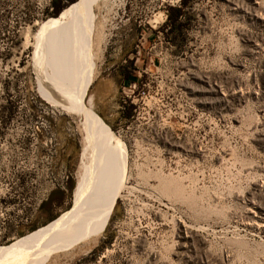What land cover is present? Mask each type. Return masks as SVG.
<instances>
[{"label":"rangeland","instance_id":"1","mask_svg":"<svg viewBox=\"0 0 264 264\" xmlns=\"http://www.w3.org/2000/svg\"><path fill=\"white\" fill-rule=\"evenodd\" d=\"M101 1L86 101L97 111L109 77L124 109L104 120L127 175L99 238L45 264H264V0H189L175 41L163 8L181 0ZM51 2L0 0V247L72 204L79 121L47 98L36 62ZM122 67L139 81L121 86Z\"/></svg>","mask_w":264,"mask_h":264},{"label":"bare ground","instance_id":"2","mask_svg":"<svg viewBox=\"0 0 264 264\" xmlns=\"http://www.w3.org/2000/svg\"><path fill=\"white\" fill-rule=\"evenodd\" d=\"M100 1L71 3L35 34L46 96L79 121L81 155L71 207L40 229L1 246L0 264H45L53 253L97 240L120 197L127 175L124 144L86 101L95 80L91 35Z\"/></svg>","mask_w":264,"mask_h":264},{"label":"trees","instance_id":"3","mask_svg":"<svg viewBox=\"0 0 264 264\" xmlns=\"http://www.w3.org/2000/svg\"><path fill=\"white\" fill-rule=\"evenodd\" d=\"M189 0H181L179 4H167L165 8H163L166 20L161 25L162 29H164L165 36L173 41L176 40L178 35H182V40L184 37V31L189 22L193 19V14L190 11H186V6L189 5ZM52 7H54L53 11L50 14L54 15L53 18L58 17L61 11L68 5V2L65 0H52ZM52 19V18H51ZM181 40V41H182ZM178 43V42H177ZM131 70L126 67H122L121 71H119L125 79L136 80L137 78H132ZM73 179L70 180L69 187L73 189ZM75 187V186H74ZM51 200L53 198L51 197ZM47 202H43L41 205V210L44 209V206Z\"/></svg>","mask_w":264,"mask_h":264},{"label":"crops","instance_id":"4","mask_svg":"<svg viewBox=\"0 0 264 264\" xmlns=\"http://www.w3.org/2000/svg\"><path fill=\"white\" fill-rule=\"evenodd\" d=\"M132 77V76H131ZM133 78V77H132ZM119 79L121 80V86H125L127 82L133 81L129 79H125L122 74L119 72ZM98 80V79H97ZM109 82V77H102L98 81L95 82V90L94 95L97 98V111L94 109V99L93 95H91L89 103L90 107L98 113H100V117L106 119L110 124H116L117 121L121 118L119 114L123 112L124 105L121 103L123 101L119 97L117 98L115 93L107 92L106 85ZM126 87V86H125ZM118 99V100H117Z\"/></svg>","mask_w":264,"mask_h":264},{"label":"built area","instance_id":"5","mask_svg":"<svg viewBox=\"0 0 264 264\" xmlns=\"http://www.w3.org/2000/svg\"><path fill=\"white\" fill-rule=\"evenodd\" d=\"M136 82H133V83H131L130 85H132L131 87H133V86H136ZM135 90V89H134Z\"/></svg>","mask_w":264,"mask_h":264}]
</instances>
